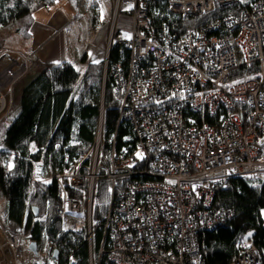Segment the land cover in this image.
Masks as SVG:
<instances>
[{
	"label": "built area",
	"instance_id": "1",
	"mask_svg": "<svg viewBox=\"0 0 264 264\" xmlns=\"http://www.w3.org/2000/svg\"><path fill=\"white\" fill-rule=\"evenodd\" d=\"M159 3L181 16L232 11L172 34L166 26L156 27L151 11ZM78 6L86 13L96 10L107 25L95 139L61 170L51 161H45L46 170L34 164L30 181L54 185L61 231L88 243L89 264H200L199 233L234 215L232 208L213 205L214 184L264 177L259 157L264 147V0H78ZM122 18L125 24L119 28ZM116 30L128 35L116 37ZM114 44L128 47L127 67L112 62ZM253 65L260 66V76L227 82L236 68ZM5 74L2 108L7 104L2 90L15 78ZM107 76L120 94L117 128L123 122L132 128L131 148H117V133L106 148ZM10 151L21 157L16 148ZM103 180L109 182L108 203L104 217L95 221V189ZM70 187L82 196L72 197ZM98 232L100 251L94 262ZM0 235V264H58L61 246L48 249L44 235L36 241L1 216ZM33 241L36 250L30 247ZM74 256V251L68 254L71 260ZM229 264L264 263L258 246L249 243Z\"/></svg>",
	"mask_w": 264,
	"mask_h": 264
},
{
	"label": "trees",
	"instance_id": "2",
	"mask_svg": "<svg viewBox=\"0 0 264 264\" xmlns=\"http://www.w3.org/2000/svg\"><path fill=\"white\" fill-rule=\"evenodd\" d=\"M55 1L0 0V30L16 25L14 34L28 35L29 26L36 20L35 13L41 7L47 6V3ZM231 11L232 9H219L203 16H181L170 13L165 4L159 3L152 8L151 15L157 29L161 30L166 26L172 34H181L197 29ZM124 19L118 22L117 27H123ZM122 30H116V37L128 35ZM111 59L112 62H121L127 67L130 60L128 47L114 44ZM259 74V65L240 67L230 73L227 82L256 78ZM80 78L81 72L70 61L46 63L42 71L28 80L22 88L14 127L7 136V139L11 136L8 139L9 146L18 149L23 160L15 164L8 162L9 154L0 148V192L8 203L2 219L6 224L15 225L18 231L31 232L32 239L36 241L44 235V245L48 249L54 244L60 245L58 264H89V246L83 239L76 241L73 236L61 231V218L56 210L58 196L54 185L43 181L32 185L29 183V176L33 165H39L41 161H51L54 169L61 170L80 151L89 149L93 144L100 114L101 65L88 64L83 76L85 89L80 92L79 97H75L74 91ZM114 82L109 77L105 87L106 148L110 147V140L115 133L118 149L123 146L131 148L134 146L131 126L123 122L117 128L120 94L115 92ZM197 119L201 120L199 116ZM206 120L213 122L210 116H206ZM259 157L264 160V147ZM23 181L28 184L22 187L20 196H15V186ZM108 188L109 182L103 180L95 189V221L101 220L106 212ZM69 189L72 197L82 196L79 189ZM214 190L213 205L226 210L232 208L234 215L218 227L199 233L197 258L201 261L200 264H229L244 249L242 242L246 238L249 243L258 246L264 263V177L223 180L214 184ZM35 217L38 218L36 222ZM100 242L101 232H98L93 243L94 256L99 252ZM71 251H74V260L68 258Z\"/></svg>",
	"mask_w": 264,
	"mask_h": 264
},
{
	"label": "rangeland",
	"instance_id": "3",
	"mask_svg": "<svg viewBox=\"0 0 264 264\" xmlns=\"http://www.w3.org/2000/svg\"><path fill=\"white\" fill-rule=\"evenodd\" d=\"M46 5L47 6L41 7L35 13V19L42 20L43 16L45 18L47 16H50L52 13L57 12L58 10H64L63 15L68 16V11L71 10V7L75 11L74 18L68 21L67 24L63 28V31H65V38L68 43V46L66 45L67 50L71 57L70 62L72 63L75 62L73 64L77 65V67L80 69V72H81V78L74 91V96L79 97L80 92H82L85 89V82L83 80V76L85 74L88 64L90 63L101 65L102 79H101L100 84H101V91H102V88L104 86V79H105V63L103 59L105 56L106 48L100 54H93L92 52L88 51L89 52L88 55L91 56V60H92V62L90 63H87L86 61L87 54H85L84 52L82 53L83 57L81 58V61L83 63L78 64L76 63V60H75V57L77 56V54L80 53L81 50L84 51V47H87L86 40L88 36H90L88 35V31L83 29L84 19L89 20L93 24L94 29L99 30L101 28V32L99 33L101 35H103L104 33L105 37L107 38V31H106L107 25L101 24L99 20V17H100L99 12H97L96 10L91 13H86L82 11L78 6V0H56L55 2L53 3L49 2ZM75 18H78V19H75ZM16 27H17L16 25H12L8 27H4L0 30V63L1 62L6 63V65L0 66V71L4 70L2 72L14 73L15 75V78L13 79V81L8 83L6 85V88L2 90V93L6 96L7 104L4 108L0 110L1 111L0 112V148L5 149V152L9 154L7 159H8V162L12 164L21 163V161L23 160L21 159L22 157L16 158L12 156L10 150L13 149V147L12 146L10 147L8 144L9 142L8 139H10L11 136L7 139L9 131L11 130V128L14 127L13 126L14 118H15V114L18 111L19 97H20L22 88L28 83V80L32 79L33 76H35L36 74L42 71L46 63L64 62V60H61V58H59V55L62 52L61 50H63V48H61L60 46L53 47L51 49H48V48L42 49V47L44 46V44H42L43 42L38 43V44L33 42L32 44V41H33L32 35L35 36L34 40L37 41V38H36L37 32L41 28L39 24H36V21H34L33 24L29 26V29L27 32L28 35H24L22 33L14 34L13 31L16 29ZM34 32L36 35L34 34ZM57 34H61V33L57 32ZM23 36H26V38H24ZM46 42H49V41H46ZM43 50L45 51L46 57L42 55ZM85 64H87L86 69L82 71L81 68L84 67ZM108 79H109V76L106 77V82ZM228 83L234 84V82L232 81H229ZM103 127L105 129V125H103ZM15 130H16V127H15ZM39 165L42 166L44 170L48 168L45 162L41 161V164ZM30 182L31 181H29V183ZM26 184L28 183L24 181L18 183L14 188V195L20 196L22 194V187ZM31 184L35 185L36 183L34 184L31 182ZM7 205L8 203L5 201V199L2 196V193L0 192V215L2 218H3L4 211ZM262 217L264 220V208L262 209ZM9 226L15 230L18 229L15 225L13 226L9 225ZM1 239L2 237L0 235V241ZM242 244L244 245V247L248 246L249 244L248 238H246L242 242ZM5 250H6L7 257H9L10 251L8 249H5ZM99 251H100V248H99ZM98 256H99V252L98 254H95L94 262H96V258L98 260ZM106 259H107V255L103 256V261Z\"/></svg>",
	"mask_w": 264,
	"mask_h": 264
},
{
	"label": "crops",
	"instance_id": "4",
	"mask_svg": "<svg viewBox=\"0 0 264 264\" xmlns=\"http://www.w3.org/2000/svg\"><path fill=\"white\" fill-rule=\"evenodd\" d=\"M64 10H58L57 12L52 13L50 16H47L43 19H36V24H39L41 26V28L38 30L37 32V41H35V36L32 35L33 37V42L34 43H42L44 44V46L42 47V49L44 48H48L51 49L53 47H61L63 48V50H61V54L59 55V58H61V60L70 61V55L69 52L67 50V46L68 43L66 41L65 38V31H63L64 26L67 24L68 21L72 20L74 18V14L75 11L72 9L68 11V16H64L63 15ZM78 19V18H75ZM83 29L88 31V38L86 40V45L87 47H84V51L81 50L80 53L77 54V56L75 57L76 63L81 64L83 63L81 61L82 53L84 52L85 54H87V63L92 62L91 60V56H89V52H92L93 54H100L106 47H107V41H108V37L106 38L104 33L103 35H101L99 32H101V28L99 30L94 29L93 24L87 20L84 19L83 21ZM103 31V30H102ZM105 31V29H104ZM107 31V29H106ZM57 32L61 33V34H57ZM35 34V32H34ZM36 35V34H35ZM49 39V40H47ZM32 40V38H31ZM49 41V42H46ZM67 45V46H66ZM89 51V52H88ZM42 55L46 57L45 55V51L43 50ZM41 56V54H40ZM60 61V60H59ZM75 63V62H73ZM75 65V64H74ZM77 67V65H75ZM87 64H85L84 67H82V71H84L86 69ZM77 69L80 71V69L77 67Z\"/></svg>",
	"mask_w": 264,
	"mask_h": 264
},
{
	"label": "bare ground",
	"instance_id": "5",
	"mask_svg": "<svg viewBox=\"0 0 264 264\" xmlns=\"http://www.w3.org/2000/svg\"><path fill=\"white\" fill-rule=\"evenodd\" d=\"M6 60V59H5ZM4 65H6V63H4V62H1L0 63V66H4ZM2 71H4V70H1L0 71V82H6V81H8V75L7 74H5L4 72H2ZM0 98H1V96H0ZM3 107V100L2 99H0V108H2Z\"/></svg>",
	"mask_w": 264,
	"mask_h": 264
},
{
	"label": "water",
	"instance_id": "6",
	"mask_svg": "<svg viewBox=\"0 0 264 264\" xmlns=\"http://www.w3.org/2000/svg\"><path fill=\"white\" fill-rule=\"evenodd\" d=\"M35 215H38V212H35ZM30 247L32 249L36 250V248H37L36 241L31 242ZM53 255H54V257L58 258L59 257V251L58 250H55L54 253H53Z\"/></svg>",
	"mask_w": 264,
	"mask_h": 264
},
{
	"label": "clouds",
	"instance_id": "7",
	"mask_svg": "<svg viewBox=\"0 0 264 264\" xmlns=\"http://www.w3.org/2000/svg\"><path fill=\"white\" fill-rule=\"evenodd\" d=\"M1 216V215H0ZM2 218V217H1ZM3 220V219H2ZM4 222V221H3ZM5 223V222H4Z\"/></svg>",
	"mask_w": 264,
	"mask_h": 264
}]
</instances>
